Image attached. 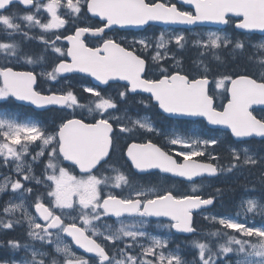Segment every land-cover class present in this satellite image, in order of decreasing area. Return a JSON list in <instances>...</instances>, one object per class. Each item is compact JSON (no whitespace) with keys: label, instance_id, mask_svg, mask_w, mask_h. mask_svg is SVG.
Listing matches in <instances>:
<instances>
[{"label":"snow or ice","instance_id":"snow-or-ice-1","mask_svg":"<svg viewBox=\"0 0 264 264\" xmlns=\"http://www.w3.org/2000/svg\"><path fill=\"white\" fill-rule=\"evenodd\" d=\"M183 3L193 10H181L170 0H0V59L4 61L0 65V103L15 98L41 109L55 105L73 111L71 118L57 117L51 127L42 120H20L11 113H0V169L7 170L0 171V234L24 228V239L0 240V250L5 253L0 264H264V194L249 192L233 215H206L204 219L220 227L200 235L194 226V211L213 206L214 196H178L171 190L161 192L157 186L136 185L112 162L121 134H161L150 117L129 114L130 100L148 93L146 100L135 102L148 108L154 101L169 116L203 117L210 125L230 129L245 146L230 149L227 166L204 163L194 157L204 156L205 149L218 141L174 130L165 134V139L169 145L180 146L175 155L151 140L127 145L124 155L138 173L157 169L193 181L264 166V149L255 150L244 139L260 138L264 143V117L257 118L252 110L253 105H264V0ZM13 5L21 6L23 12L10 11ZM92 18L100 23H88ZM152 22L233 24L242 30L236 36L222 34L225 30L221 29L192 41L202 57L211 53L219 62L221 54L227 52L236 59L246 58L242 72L220 74L215 79L216 89L229 95L222 110L214 107L209 94L211 69L204 60L197 65L198 76L164 66L173 61L174 67L181 69V61L170 45L182 51L188 44L183 33L161 32L151 40L134 38L131 47L107 35L115 26L142 27ZM66 25L71 26L72 34L59 33L60 29L67 31ZM34 29H39V35L32 34ZM88 36L99 42L89 46ZM61 39L69 46H57ZM32 40L43 45L40 52L25 50L24 45ZM136 45L148 55L138 54ZM49 56L57 61L51 70L44 67ZM20 62L32 66V70L16 71L9 66ZM37 66H41L39 75L49 81L79 72L93 77L99 85L126 83L115 96L99 89V85L84 87L90 97L87 103H81L71 88L49 95L37 91ZM155 72L159 75L149 76ZM121 105H125L123 110ZM77 109L81 110L79 118L74 115ZM64 161L78 167L83 175L77 176L62 166ZM37 167L41 169L39 175ZM261 182L264 184V174ZM36 186H43L45 191L36 190ZM106 187L127 190L128 195L111 191L102 195ZM216 192L221 194L222 189ZM32 207L35 215L30 211ZM257 216L261 219L259 225L255 223ZM128 217L135 222L126 223ZM112 218L113 223H108ZM150 218H168V224L157 226L166 228L169 235L174 230L195 238L170 247L173 241L169 238L146 230ZM65 236L91 255H78L65 242Z\"/></svg>","mask_w":264,"mask_h":264},{"label":"trees","instance_id":"trees-1","mask_svg":"<svg viewBox=\"0 0 264 264\" xmlns=\"http://www.w3.org/2000/svg\"><path fill=\"white\" fill-rule=\"evenodd\" d=\"M25 50L30 51V47L25 44L24 45ZM223 59L221 64H219V66L214 65V68L219 67V70L224 69L226 72H228L229 74L233 73V72H242L245 68L246 65V58H241V59H236L232 56L229 57V55H227L226 53H223ZM188 60V57H187ZM0 64H1V59H0ZM214 68H212V70H215ZM249 71H251L252 66L248 65ZM189 74V73H188ZM229 191L227 190V187H223L222 189V196L224 198V200L226 201L228 198H234V194L232 193L234 190H236V185H230L228 187ZM230 200V199H229ZM232 200V199H231ZM213 225L209 226V229L213 228Z\"/></svg>","mask_w":264,"mask_h":264},{"label":"rangeland","instance_id":"rangeland-1","mask_svg":"<svg viewBox=\"0 0 264 264\" xmlns=\"http://www.w3.org/2000/svg\"><path fill=\"white\" fill-rule=\"evenodd\" d=\"M45 15H46V13H45ZM213 31H215V30H205V31H201V32H197V31H194V32H192V33H194L195 35H197V39L199 38V36L200 35H207V33H209V32H213ZM181 33V32H180ZM203 33V34H202ZM174 34H179V33H174ZM223 34V33H222ZM108 192H110V191H106V193H108ZM112 192V191H111ZM31 211V210H30ZM57 211H59V210H57ZM242 219H243V217H241ZM126 223H133V222H135L134 221V219L133 220H126L125 221ZM165 224H167V223H165ZM158 224H154L153 226H152V228L151 229H146L149 233H151V234H153V235H157V236H160V237H162V238H168L169 237V233H168V230L166 229V228H163V227H158L157 226ZM160 231H163V233H160ZM65 242H67L66 240H65ZM142 242H144V243H147V241H142ZM68 243V242H67ZM122 246V245H121Z\"/></svg>","mask_w":264,"mask_h":264},{"label":"water","instance_id":"water-1","mask_svg":"<svg viewBox=\"0 0 264 264\" xmlns=\"http://www.w3.org/2000/svg\"><path fill=\"white\" fill-rule=\"evenodd\" d=\"M122 82H124V81H122ZM22 102L30 104L29 102H26V101H22ZM256 106H264V105H256Z\"/></svg>","mask_w":264,"mask_h":264}]
</instances>
